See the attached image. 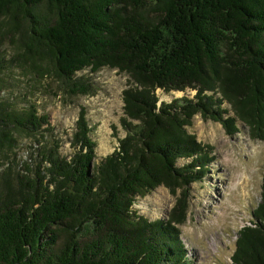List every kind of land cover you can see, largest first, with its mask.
I'll return each mask as SVG.
<instances>
[{
	"label": "trees",
	"instance_id": "obj_1",
	"mask_svg": "<svg viewBox=\"0 0 264 264\" xmlns=\"http://www.w3.org/2000/svg\"><path fill=\"white\" fill-rule=\"evenodd\" d=\"M9 35L22 44L12 59ZM19 60L71 97L95 94L90 75L104 68L126 75L124 135L96 162L81 107L64 155L36 102L0 105V264H190L185 191L212 148L189 127L200 114L264 140V0H0V69ZM159 89L194 95L163 101ZM21 134L37 146L18 162ZM161 185L181 195L148 222L135 202ZM252 217L230 264H264V171Z\"/></svg>",
	"mask_w": 264,
	"mask_h": 264
},
{
	"label": "rangeland",
	"instance_id": "obj_2",
	"mask_svg": "<svg viewBox=\"0 0 264 264\" xmlns=\"http://www.w3.org/2000/svg\"><path fill=\"white\" fill-rule=\"evenodd\" d=\"M20 52V39L7 36L2 49L4 57L12 59ZM28 69L22 68V60L0 69V105L22 108L24 100L36 102L39 113L48 115L57 139L62 140L64 155L72 152L67 140L80 108L84 107L96 142L95 161L114 150L118 138L124 135L121 118L122 91L128 84L126 75L104 68L90 75L97 87L95 94L71 97L49 77L37 78ZM157 94L161 100L171 101L184 95L192 97L194 91L165 93L159 89ZM237 127L238 132L228 134L221 123L204 119L200 114L193 117L189 127L197 141L212 148V161L204 177L185 191L187 216L179 229L190 264H230L237 233L253 219L252 212L260 201L264 140L251 138L242 123ZM36 146L33 138L19 135L14 148L17 161L26 159ZM186 162L179 160L178 165ZM181 192L182 189H177L172 194L166 187L158 186L145 197L137 198L134 209L148 222L167 220Z\"/></svg>",
	"mask_w": 264,
	"mask_h": 264
},
{
	"label": "bare ground",
	"instance_id": "obj_3",
	"mask_svg": "<svg viewBox=\"0 0 264 264\" xmlns=\"http://www.w3.org/2000/svg\"><path fill=\"white\" fill-rule=\"evenodd\" d=\"M204 228H205V227L203 226V227H202V230H204ZM218 254H220V253L218 252ZM221 254H223V253H221ZM215 256H216V255H215Z\"/></svg>",
	"mask_w": 264,
	"mask_h": 264
}]
</instances>
